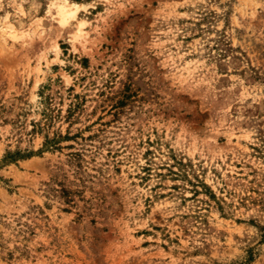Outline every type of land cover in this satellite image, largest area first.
I'll return each instance as SVG.
<instances>
[{"label":"rangeland","instance_id":"obj_1","mask_svg":"<svg viewBox=\"0 0 264 264\" xmlns=\"http://www.w3.org/2000/svg\"><path fill=\"white\" fill-rule=\"evenodd\" d=\"M0 264H264V0H0Z\"/></svg>","mask_w":264,"mask_h":264},{"label":"trees","instance_id":"obj_2","mask_svg":"<svg viewBox=\"0 0 264 264\" xmlns=\"http://www.w3.org/2000/svg\"><path fill=\"white\" fill-rule=\"evenodd\" d=\"M63 138H68L67 136L66 137H62V136H59L58 138H56L55 136L50 139V138H46V142H45V150H49L51 148H54L58 145V141L60 139H63ZM36 153L34 152H16V153H8L5 158L3 159V162L4 163H12V162H16L18 160H22V159H26V158H30L32 156H34Z\"/></svg>","mask_w":264,"mask_h":264},{"label":"bare ground","instance_id":"obj_3","mask_svg":"<svg viewBox=\"0 0 264 264\" xmlns=\"http://www.w3.org/2000/svg\"><path fill=\"white\" fill-rule=\"evenodd\" d=\"M77 5H75L76 10L72 11L69 9V7L66 4V1H64V4L60 5L58 8V15L60 17V22L62 25H67L68 19L74 18L77 13ZM13 38H16V36H12Z\"/></svg>","mask_w":264,"mask_h":264}]
</instances>
